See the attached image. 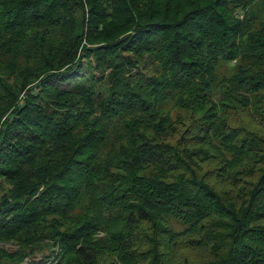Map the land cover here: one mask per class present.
Returning <instances> with one entry per match:
<instances>
[{
	"label": "trees",
	"instance_id": "16d2710c",
	"mask_svg": "<svg viewBox=\"0 0 264 264\" xmlns=\"http://www.w3.org/2000/svg\"><path fill=\"white\" fill-rule=\"evenodd\" d=\"M45 248L264 264V0H0V264Z\"/></svg>",
	"mask_w": 264,
	"mask_h": 264
},
{
	"label": "rangeland",
	"instance_id": "374dc122",
	"mask_svg": "<svg viewBox=\"0 0 264 264\" xmlns=\"http://www.w3.org/2000/svg\"><path fill=\"white\" fill-rule=\"evenodd\" d=\"M91 69H88L84 64L81 70H77L76 71V76L74 78H71L69 80H66L62 83H60L59 81L57 82L59 85L65 87V88H69L74 82H82L84 80V78L86 76L89 75ZM147 70H151L150 65L147 66ZM169 105H171V103H169ZM3 189H6L8 186V184L6 182H3L2 184ZM177 227L176 229L179 228V226H175ZM101 235V234H99ZM3 247H6L8 249L14 250L16 248V246L14 245H3ZM52 249L50 248H45L41 251H36L34 254L30 255V257L26 258V264H50L51 261L53 260L52 258H54V254L56 251H51ZM56 250V249H55Z\"/></svg>",
	"mask_w": 264,
	"mask_h": 264
}]
</instances>
